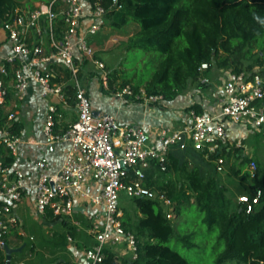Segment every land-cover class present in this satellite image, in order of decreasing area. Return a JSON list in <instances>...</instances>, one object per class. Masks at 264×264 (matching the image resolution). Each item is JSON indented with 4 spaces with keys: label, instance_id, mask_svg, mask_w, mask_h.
Returning <instances> with one entry per match:
<instances>
[{
    "label": "built area",
    "instance_id": "1",
    "mask_svg": "<svg viewBox=\"0 0 264 264\" xmlns=\"http://www.w3.org/2000/svg\"><path fill=\"white\" fill-rule=\"evenodd\" d=\"M88 7V8H86ZM123 9L120 0H112L106 10L99 2L85 5L83 0H44L34 10L16 11L2 25L11 54L0 62V118L3 114L9 87L5 77L12 70L14 95L23 101L32 83L42 88L43 97H57L66 103L63 85L53 83L55 71L49 67L55 60L68 66L76 87L75 103L78 119L63 133L55 130L58 109L55 103L47 108L42 125L43 145L54 147L67 145L62 165L51 170L46 157L36 163L37 176L32 188L36 213L45 218L50 212L54 217L74 221L79 208L85 210L84 218L90 223L89 234L95 244L86 249L84 257L89 264H103L107 250L126 246L129 258H138V243L134 234L123 225L122 194L130 199H151L162 203L166 217L174 221L175 204L164 195L145 186L146 172L154 163L166 170V162L173 148H193L206 153V158L225 150L228 140V124L264 130V72L228 71L223 86V98L218 113L189 112L190 123L182 129L161 128L151 138L140 124H120L116 117L96 114L92 101L78 80L79 60L90 61L97 69L104 64L96 59L97 50L91 38L102 30V18L109 12ZM62 18L65 30L61 38L55 37V25ZM48 29V30H47ZM36 41L28 42L29 34ZM46 34L45 44L43 37ZM52 50L46 53V45ZM26 65V67L24 66ZM209 68L201 66V71ZM107 84V78H102ZM201 83L209 80L201 78ZM117 99H131L145 105L163 103L161 96L148 94L145 89L135 93L128 85L115 94ZM16 113L8 114L0 125V251L8 247V237L18 228L19 219L13 213V205L21 203L27 190L26 175L13 165L3 161L2 152L19 155L23 139L14 132ZM217 172L224 173L225 160L215 161ZM252 178L255 173L251 171ZM263 192L254 197L240 196L246 212H253L260 203ZM243 197V198H242ZM78 228L82 226L74 221ZM71 240V237H69Z\"/></svg>",
    "mask_w": 264,
    "mask_h": 264
},
{
    "label": "trees",
    "instance_id": "2",
    "mask_svg": "<svg viewBox=\"0 0 264 264\" xmlns=\"http://www.w3.org/2000/svg\"><path fill=\"white\" fill-rule=\"evenodd\" d=\"M87 6L99 2L106 10L112 0H83ZM123 9L109 12L114 28L135 24L136 33L126 43V49L153 52L161 57L158 68L146 84L150 95L161 96L163 103L177 100L190 82H200L204 74L216 64L240 73L257 71L264 67V52L254 55L250 46L264 38V0H120ZM20 4L17 0H0V27L14 16ZM55 37L61 38L65 30L62 18H58ZM48 30V29H47ZM7 41V40H6ZM252 61L246 68L242 62ZM89 62L82 61L78 74ZM209 68L201 71V66ZM53 83L63 85L66 102L75 105L76 87L71 69L66 65H53ZM262 71V70H261ZM13 76L9 75L5 81ZM95 75H91L93 79ZM113 77L110 87L114 84ZM144 80L130 85L135 93L142 89ZM202 84L201 87H206ZM189 111L202 113L197 106ZM0 124L5 123L3 114ZM18 134V127H14ZM3 161L13 165L14 157L5 153ZM195 154V156H193ZM227 165V153L220 155L187 150L180 153L173 148L166 162V170L154 163L146 172L145 186L164 195L175 204V220L181 216L193 217L179 229L175 220L166 217L162 203L151 199H130L136 205L137 220L124 211L123 225L135 235L138 258L126 257L124 264H192L180 250L194 251L196 255L213 258L214 264H264V184L256 180L250 183V165L245 159L228 166V183L217 172L215 160L219 157ZM198 161L189 164L187 158ZM193 157V158H192ZM263 192L260 203L247 213L239 202L240 196L254 197ZM52 223L58 222L64 229L58 233L52 245L67 248L68 238L76 237V229L69 220L45 215ZM56 241V242H55ZM177 243V248L172 242ZM27 246V245H26ZM25 246V247H26ZM88 246V245H87ZM86 246V247H87ZM178 248L180 250H178ZM33 251V248H32ZM0 264H7V255L0 251ZM103 264H119L116 255L107 250Z\"/></svg>",
    "mask_w": 264,
    "mask_h": 264
},
{
    "label": "crops",
    "instance_id": "3",
    "mask_svg": "<svg viewBox=\"0 0 264 264\" xmlns=\"http://www.w3.org/2000/svg\"><path fill=\"white\" fill-rule=\"evenodd\" d=\"M44 0H38L34 6L31 8H24L19 6L17 11L27 12L34 10L38 7ZM85 3V1H84ZM87 3H85L86 5ZM88 8V7H86ZM46 36V34H45ZM45 44L47 43L46 38L43 37ZM36 41V37L33 34H29L28 42L33 44ZM93 43V41H92ZM46 53L51 54L52 50L46 45ZM11 54L10 43L6 41V33L0 27V62L8 55ZM82 61L79 60V66L82 67ZM88 61V60H86ZM92 64L90 61H88ZM53 65H63L62 62L55 60L49 67L52 68ZM26 67V65H24ZM228 72L222 80V86L220 88H210L205 89L204 92L198 91L202 95H197L195 100H187L182 95L175 101L160 103L155 105H145L141 101H134L131 99L120 100L117 99L115 95L108 92L107 84L103 80H97L96 77L93 79H86L87 85H83V73L81 77L82 87L86 89L88 96L90 97L93 105L94 112L96 114H107L116 117L120 124H140L147 130L151 138H154L161 128L170 127L173 129H182L190 123L189 108L192 106H197V109L202 113L215 114L218 113L221 108V102L223 98V86L227 79ZM13 78L7 80V85L9 87V95L5 108L3 110V117L6 119L8 114L15 112L16 122L15 127H18V134L21 135L23 139V144L20 147L19 155L14 157L13 167L20 169L26 175L27 190L24 194V198L21 203L13 205V213L19 219L18 228L13 229L8 237V247L13 249H20L21 244H19L25 234V217H30L31 214H37L34 208V192L32 190L34 182L37 176L36 163L41 157L48 158L51 164V170L53 172L58 171L62 165L64 154L67 149V145H56L54 147H46L43 145V135H42V125L45 118L47 108L50 104L55 103L58 109V115L55 130L57 133H63L66 131L73 123L78 119V111L76 113L75 119H68L70 124H66L65 111L67 108L73 106L71 104L59 103L57 97H43L42 88L32 83L26 92L25 99L20 101L16 98L13 92L12 83ZM210 83V82H209ZM208 86V85H206ZM110 93V94H109ZM76 108V104L74 105ZM166 108V109H165ZM187 110L186 112L184 110ZM1 121V119H0ZM6 121V120H5ZM1 125V124H0ZM228 140L225 142V151L227 156H231V152L234 149L235 144L237 147H242V150L236 154L239 158V162L247 159L253 155L252 148L246 146V142H249L251 136L264 135V130H257L252 127L228 124ZM237 142V143H236ZM187 150H194L191 147L187 149H180V153L186 154ZM7 153V152H5ZM5 158L6 154H1ZM195 156V154L193 155ZM193 158V157H192ZM255 165V163L252 162ZM248 171L251 172L252 168L248 167ZM85 210L79 208L74 216V221L82 224L80 228H77L76 235L79 230L85 227V233L89 238L88 241L82 243L78 246V242L73 243V236L67 235L68 242L66 248V254L68 258L60 259L57 264H89L84 257L85 250L92 247L95 244L94 239L89 234L90 223L84 218ZM39 216V215H38ZM41 217V216H39ZM42 223L55 225L60 224L58 222L52 223L49 219L43 218ZM71 237V240H69ZM32 239V238H31ZM12 242H19L15 246H11ZM88 245V246H87ZM26 246L25 244L23 245ZM22 246V250L23 247ZM87 246V247H86ZM113 253L116 255L119 264H124L126 257H129L128 250L126 246L115 247L112 249ZM20 253V252H17ZM15 253V254H17ZM14 255V254H13Z\"/></svg>",
    "mask_w": 264,
    "mask_h": 264
},
{
    "label": "rangeland",
    "instance_id": "4",
    "mask_svg": "<svg viewBox=\"0 0 264 264\" xmlns=\"http://www.w3.org/2000/svg\"><path fill=\"white\" fill-rule=\"evenodd\" d=\"M21 7L31 8L38 0H17ZM103 22L102 30L99 34L91 38L92 45L97 50L96 59L104 64V69H97L93 64L88 63L83 67V85H87L86 79H89L91 75H95L97 80H101L103 77L107 78L108 92L115 95L119 92L124 85H135L138 80H144L142 89H146L147 82L151 79L152 74L158 68L161 61V57L153 52H144L142 50L126 49V43L129 38L136 33L135 24L123 26L122 28L112 27V18H102ZM46 38V36H44ZM253 54L256 56L259 53L264 52V38L257 42H254L250 46ZM252 61L244 60L242 67H247ZM229 69L222 68L216 64L204 74V77L209 80L206 87H201L203 83L190 82L184 90L182 96L187 100H195L196 96L204 92L205 89L220 88L222 86V80ZM264 72V67L261 68ZM115 77L113 87H110L111 79ZM80 80V84L82 85ZM109 93V94H110ZM202 95V94H200ZM166 109V108H165ZM187 111L186 109L184 110ZM77 108L71 106L65 111L66 117L64 118L70 124L68 119H75ZM237 143V142H236ZM246 146L252 148L253 155L249 158V166L252 168V172L255 173V177L250 179V183L254 184L256 180L263 181L264 184V135L251 136L249 142H246ZM242 150V147H237L235 144L234 149L231 152V156L225 157L227 165L224 167V173L220 174L224 183H228L230 179L227 177L228 166L234 165L237 162L236 154ZM189 164L194 165L198 161L187 158ZM255 163L254 164H252ZM245 169V171L248 170ZM251 173V172H250ZM122 207H125L126 214L128 213L134 221L137 220L138 214L136 205L133 201H130L124 193L121 200ZM193 217L181 216L178 217L175 222L178 224L179 229L183 228L184 223L192 222ZM25 234L26 236L19 243L20 248L25 244L26 247L20 253L12 256L11 264H57L60 259L68 258L66 249L56 247L51 243L58 235V233L65 232L60 224L49 225L42 223L43 217H39L38 214H31L30 217H25ZM66 233V232H65ZM56 235V236H55ZM76 235V234H75ZM32 238V239H31ZM73 238V243L78 242V246H81L83 242L88 241L89 238L85 233V227L79 230L76 237ZM56 242V241H55ZM17 243L12 242L11 246H15ZM172 246L177 248V243L172 242ZM33 248V251H32ZM178 250H180L178 248ZM182 254L189 258L192 264H214L213 258L204 255H196L194 251L180 250ZM230 264V263H227Z\"/></svg>",
    "mask_w": 264,
    "mask_h": 264
},
{
    "label": "water",
    "instance_id": "5",
    "mask_svg": "<svg viewBox=\"0 0 264 264\" xmlns=\"http://www.w3.org/2000/svg\"><path fill=\"white\" fill-rule=\"evenodd\" d=\"M21 251H22V248H20V249H13V248H10V247H6L5 253L7 255V264H11V260H12L13 254H15L17 252H21Z\"/></svg>",
    "mask_w": 264,
    "mask_h": 264
},
{
    "label": "snow or ice",
    "instance_id": "6",
    "mask_svg": "<svg viewBox=\"0 0 264 264\" xmlns=\"http://www.w3.org/2000/svg\"><path fill=\"white\" fill-rule=\"evenodd\" d=\"M243 198V197H242Z\"/></svg>",
    "mask_w": 264,
    "mask_h": 264
}]
</instances>
